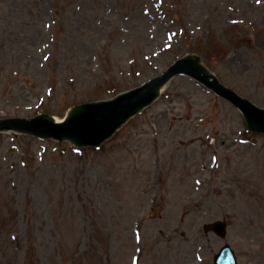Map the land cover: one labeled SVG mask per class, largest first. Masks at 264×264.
<instances>
[{
	"label": "rangeland",
	"instance_id": "rangeland-1",
	"mask_svg": "<svg viewBox=\"0 0 264 264\" xmlns=\"http://www.w3.org/2000/svg\"><path fill=\"white\" fill-rule=\"evenodd\" d=\"M187 53L264 108V0H0V119L61 120ZM225 243L264 264V135L188 77L98 148L0 132V264H212Z\"/></svg>",
	"mask_w": 264,
	"mask_h": 264
},
{
	"label": "water",
	"instance_id": "water-1",
	"mask_svg": "<svg viewBox=\"0 0 264 264\" xmlns=\"http://www.w3.org/2000/svg\"><path fill=\"white\" fill-rule=\"evenodd\" d=\"M150 98L151 97L145 99V101L137 103L138 106L134 109H132L133 99L130 95L123 96L112 103L82 105L79 107L78 111L72 115V118L62 125L53 124L46 117L42 116L31 121L11 120L0 122V128L23 127V129L44 132L57 138H61L63 135L72 136L78 144H82L83 139H85L84 132H96L98 135L95 138V143H98L109 136L116 127L124 122L129 114H131L136 108H139L148 102ZM94 108L99 109L98 118L93 119L86 117ZM262 114H264V112ZM251 125L253 128L264 132V120L261 124L254 123ZM79 136L80 139H78ZM227 253L228 250L226 248L222 251V255L218 258V261L223 262L224 264H231Z\"/></svg>",
	"mask_w": 264,
	"mask_h": 264
}]
</instances>
